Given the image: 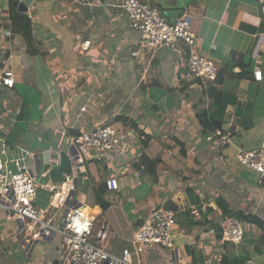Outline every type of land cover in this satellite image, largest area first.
<instances>
[{
	"label": "crops",
	"instance_id": "crops-1",
	"mask_svg": "<svg viewBox=\"0 0 264 264\" xmlns=\"http://www.w3.org/2000/svg\"><path fill=\"white\" fill-rule=\"evenodd\" d=\"M141 1L171 21L182 14L190 17L197 33L194 50L217 64V78L185 76L191 48L184 43L145 47L121 0H34L26 14L38 54L29 53L24 36L12 26L13 34L0 44V149L38 174L36 203L49 207L58 222L68 205L86 202L95 225L92 241L98 242L105 226L104 247L111 253L136 251L129 242L133 231L153 208L169 206L177 216L174 248L134 253L137 263L198 264L199 255L204 264H264L262 232L255 225L244 222L245 240L233 247L217 238L214 227L224 221L219 197L232 209L264 220V176L236 159L241 151L264 147V0ZM0 17L9 28V0H0ZM86 40L91 46L80 52ZM7 70L15 75L12 88L1 85ZM213 105L225 106L219 120L230 139L223 150L203 135L197 118ZM21 111L24 117L18 121ZM120 115L151 137L147 145L138 132L128 130L130 125L125 131L126 124L116 122ZM114 124L123 138L121 147L87 159L73 195L41 177L58 161L63 129L71 134ZM7 138L14 140L12 146ZM32 138L59 142L49 169L28 150ZM42 151L47 155L48 150ZM142 154L160 159L155 174L142 163ZM110 177L119 185L104 195L109 206L90 208L95 187ZM203 205L207 211L194 216L192 209ZM21 227L0 208V264H58L60 236L29 243Z\"/></svg>",
	"mask_w": 264,
	"mask_h": 264
},
{
	"label": "built area",
	"instance_id": "built-area-1",
	"mask_svg": "<svg viewBox=\"0 0 264 264\" xmlns=\"http://www.w3.org/2000/svg\"><path fill=\"white\" fill-rule=\"evenodd\" d=\"M120 6L125 10L132 28L140 32L142 43L149 50L175 48L180 42L184 43L191 48L185 76L207 81L217 78V64L194 50L197 33L187 14L171 21L158 8L141 0H121ZM3 24L4 21L0 17V44L4 43L5 37L13 34L10 29L12 23L7 24L9 28ZM90 46V40L84 41L80 52L87 51ZM14 84V73L5 71L2 87L12 88ZM81 111L85 112L86 108L83 107ZM61 137L63 146L58 156L63 151L75 161L76 166L70 175L65 176L64 182L54 185L59 189L66 188L69 197L77 190L75 181H78L79 171L85 166L86 160L94 156L104 157L117 151L123 140L120 132L111 125L78 135H71L67 129H63ZM215 137V147L225 149L230 135L219 130ZM6 153V148L0 149V208L4 210L8 221L21 223V233L29 238V243L59 235L62 253L59 255L58 264H139L134 259V253L156 247L174 248L176 212L166 207H156L149 213L144 224L130 236L129 242L137 248L136 251L124 249L120 255L107 251L104 247L107 237L105 226L98 232V242L92 241L95 225L86 202L68 205L63 218L58 222L55 216L50 214L49 207L36 203L38 174L33 172L25 161L13 155L6 158ZM236 159L239 165L264 176V147L254 151H241ZM41 177L50 179L49 172L41 173ZM106 185L109 190H116L119 184L116 178L110 177L106 180ZM206 211L207 206L203 205L200 209L193 208L191 212L199 217ZM221 228L223 241L236 246L244 242L245 224L242 220L234 216L228 217L223 221ZM210 232L215 233L213 230Z\"/></svg>",
	"mask_w": 264,
	"mask_h": 264
},
{
	"label": "trees",
	"instance_id": "trees-1",
	"mask_svg": "<svg viewBox=\"0 0 264 264\" xmlns=\"http://www.w3.org/2000/svg\"><path fill=\"white\" fill-rule=\"evenodd\" d=\"M20 0H9V6H10V19H11V23H12V30L15 33H20L24 36V39L27 42L28 45V49L30 50V54L31 55H36L38 54L36 45L33 43L32 38L30 36V27H31V21L32 19L29 17L28 14L26 13H21L18 11L17 7L19 4ZM225 106L224 105H213L210 109L208 110H204L202 112H199L197 114V118L200 122V125L202 126V133L205 137H211V140L214 141L215 140V133L219 130H221L222 132H224V130L222 129V124L220 122V112L222 111V109H224ZM22 112V111H21ZM17 120L18 121H22L23 117H24V111L21 114H18L17 116ZM116 122L119 121H123L126 125V129L127 130V126H131L130 128L128 127V130L133 129L136 132L139 133V135L141 137H143V141L142 143L144 145H147L149 143V141L151 140V137H149V135L145 134L143 131H140L137 124L135 122H133L131 119L125 117L124 115H120L118 117H116ZM128 124V125H127ZM115 128H117V126L111 125ZM24 127V126H22ZM22 129V128H21ZM25 129V127H24ZM23 129V130H24ZM80 134V132L78 131H71V135H78ZM180 143V145L183 147L182 148V152L185 154V146L184 143L178 141ZM6 144L8 145H13L14 144V140H12L11 138H7L6 139ZM218 150H223L218 148ZM141 161L144 165H146L148 163L149 167L153 168V173H156V166L157 164H159L160 159H149L146 155L142 154L141 155ZM107 185H106V181L105 183H102L98 186L95 187V197H96V201L97 204L103 209L105 210L108 206L109 203L107 201H105L104 199V195L107 192ZM217 203L218 206L220 207L221 211H222V217L223 220H225L228 217L234 216L237 217L238 219L242 220L245 223H249L252 225H255L257 228H259L262 232L261 235V240L264 241V220L256 215H252V214H246L244 211L241 210H236V209H232L230 204L223 198V197H219L217 199ZM166 208L168 209H172L169 206H166ZM174 210V209H172ZM216 233H217V238L218 239H222V235H221V231L222 228L220 227V225H214ZM228 243V242H226Z\"/></svg>",
	"mask_w": 264,
	"mask_h": 264
},
{
	"label": "rangeland",
	"instance_id": "rangeland-1",
	"mask_svg": "<svg viewBox=\"0 0 264 264\" xmlns=\"http://www.w3.org/2000/svg\"><path fill=\"white\" fill-rule=\"evenodd\" d=\"M33 86L36 88V90H38V87L36 84H33ZM24 88L27 89V86L26 87L24 86ZM1 93L2 92H0V95H1ZM27 147H28V150L32 154H34V151H35V154L40 155V157L42 159V164L44 166H46V168L49 169L52 166V163L54 162V160L56 158V152L59 149V142L55 141V140H51L50 142H43V141H38V140L32 138L28 141ZM42 150H45V151L48 150L47 155H43L44 151H42ZM44 159H46L48 161V164H46ZM89 200H90V202H89L90 208L93 207V204H97L96 197H93L91 195V198ZM43 203L46 204V201H44ZM229 244L231 247L236 246V245L231 244V243H229ZM196 258H197L198 264H204L202 258L199 255H197ZM195 264H197V263H195Z\"/></svg>",
	"mask_w": 264,
	"mask_h": 264
},
{
	"label": "water",
	"instance_id": "water-1",
	"mask_svg": "<svg viewBox=\"0 0 264 264\" xmlns=\"http://www.w3.org/2000/svg\"><path fill=\"white\" fill-rule=\"evenodd\" d=\"M33 2L34 0H20L17 7L18 11L22 13L28 12L29 7ZM75 166H76L75 161L74 160L72 161L66 153L61 151L58 156V161L49 170L50 181L53 184L64 182L65 176L70 175L73 171V167ZM75 184L78 186L77 180L75 181ZM73 193H71V195H73Z\"/></svg>",
	"mask_w": 264,
	"mask_h": 264
},
{
	"label": "bare ground",
	"instance_id": "bare-ground-1",
	"mask_svg": "<svg viewBox=\"0 0 264 264\" xmlns=\"http://www.w3.org/2000/svg\"><path fill=\"white\" fill-rule=\"evenodd\" d=\"M57 196V195H56ZM56 196L54 197V199L56 198ZM55 201V200H54Z\"/></svg>",
	"mask_w": 264,
	"mask_h": 264
},
{
	"label": "clouds",
	"instance_id": "clouds-1",
	"mask_svg": "<svg viewBox=\"0 0 264 264\" xmlns=\"http://www.w3.org/2000/svg\"><path fill=\"white\" fill-rule=\"evenodd\" d=\"M175 211V210H174Z\"/></svg>",
	"mask_w": 264,
	"mask_h": 264
}]
</instances>
